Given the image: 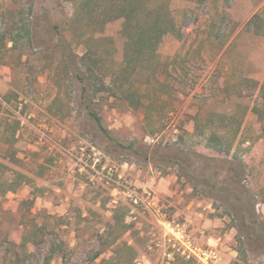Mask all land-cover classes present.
<instances>
[{
    "label": "rangeland",
    "instance_id": "rangeland-1",
    "mask_svg": "<svg viewBox=\"0 0 264 264\" xmlns=\"http://www.w3.org/2000/svg\"><path fill=\"white\" fill-rule=\"evenodd\" d=\"M76 4L0 0V264H200L189 249L209 247L219 254L210 264H264V0H170L182 36L164 34L157 56L136 63L141 107L101 92L92 98L108 134L42 32L66 14L73 52L95 46L104 72L124 64L122 22L76 16ZM27 22L41 28L40 42L14 45ZM223 114L241 120L228 154L209 148L195 127L196 118L211 119L205 131L214 129ZM167 154L184 156L194 175ZM205 157L239 167L253 200L202 182L210 165L205 176L225 175ZM115 210L128 229L107 247ZM251 211L261 230L250 225Z\"/></svg>",
    "mask_w": 264,
    "mask_h": 264
},
{
    "label": "trees",
    "instance_id": "trees-1",
    "mask_svg": "<svg viewBox=\"0 0 264 264\" xmlns=\"http://www.w3.org/2000/svg\"><path fill=\"white\" fill-rule=\"evenodd\" d=\"M74 1L77 3L76 16L85 13L89 18L94 19L97 17L96 19L99 20L98 16L101 14L105 21L121 19L122 22L120 32L125 37L122 59L124 64L121 62V66L107 68L104 72L101 70L102 68L105 69L106 66L102 65L101 57L97 49H94L95 46H88L79 56L73 52L62 28V25L66 22V14L61 13L58 20L51 23L42 32V34H49L55 39L56 46L59 48L61 56L64 59L63 62L65 63L69 78L71 81L80 84L78 96L83 101L84 110L95 124L108 134L106 127L103 125L101 115L95 109V106L98 104L94 103L92 98L101 92L105 93L106 97L113 96L119 100L121 99L123 103L132 109L141 107L142 101L139 98V92L133 85L136 63L142 61L143 55L157 56L156 48L164 34L169 32L177 38H180L182 36V30L171 14L169 7L170 0ZM28 11V13H31V5L28 6ZM38 26L37 24L33 26L31 22L23 24L12 34L11 41L14 45L19 41L21 42V40H24V45L26 43L27 46L34 45V43L37 44V42H40L38 37L42 36L41 33H37V30L41 29ZM44 38L43 40L47 41L50 37L44 36ZM86 95L90 96L91 100H87L85 98ZM213 123L210 119L206 124L199 125L196 118L195 127L204 137L206 145L213 151L223 154L230 153L233 145L239 142L238 136L241 129V120H236L232 116L223 114L218 127L214 129L208 128L205 131ZM225 127H231L232 130H226ZM125 147L134 150L133 143H128ZM182 153L179 154L185 155L186 157L189 155L188 152L183 151ZM183 157L179 158L176 156L173 158L170 154H167L166 160L168 159L173 163H177L179 168L183 169L187 175H194L192 169L184 166ZM205 159L220 163V167L225 171V175L218 181L212 180L208 177L209 175L205 176L204 174L207 171L210 173V171L215 170V167L210 165L211 167L209 166L205 173H200L197 176L202 182L217 191L218 194L221 193V195L230 196L231 200L243 202V197H247L250 201L253 200V197L247 195L244 186L240 184L242 170L239 167H236L232 162H228L226 158L205 157ZM11 189L13 190L12 187L8 188V190ZM253 207L254 203L252 202V210L254 209ZM124 218V212L119 210L114 211L112 223L109 227L107 247H117L120 243L121 235L128 229V224L125 223ZM248 221L254 228H259V220L254 212L251 211L248 216ZM241 252L243 251L241 250ZM97 255L98 253L91 259H95Z\"/></svg>",
    "mask_w": 264,
    "mask_h": 264
},
{
    "label": "built area",
    "instance_id": "built-area-1",
    "mask_svg": "<svg viewBox=\"0 0 264 264\" xmlns=\"http://www.w3.org/2000/svg\"><path fill=\"white\" fill-rule=\"evenodd\" d=\"M190 255L196 258L200 264H210L211 262H216L219 258L218 252L212 248H203V249H189Z\"/></svg>",
    "mask_w": 264,
    "mask_h": 264
}]
</instances>
